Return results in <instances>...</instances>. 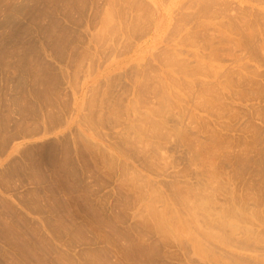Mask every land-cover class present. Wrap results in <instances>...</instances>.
I'll return each instance as SVG.
<instances>
[{
	"label": "rangeland",
	"instance_id": "1",
	"mask_svg": "<svg viewBox=\"0 0 264 264\" xmlns=\"http://www.w3.org/2000/svg\"><path fill=\"white\" fill-rule=\"evenodd\" d=\"M0 264H264V0H0Z\"/></svg>",
	"mask_w": 264,
	"mask_h": 264
},
{
	"label": "bare ground",
	"instance_id": "2",
	"mask_svg": "<svg viewBox=\"0 0 264 264\" xmlns=\"http://www.w3.org/2000/svg\"><path fill=\"white\" fill-rule=\"evenodd\" d=\"M158 16V15H157Z\"/></svg>",
	"mask_w": 264,
	"mask_h": 264
}]
</instances>
